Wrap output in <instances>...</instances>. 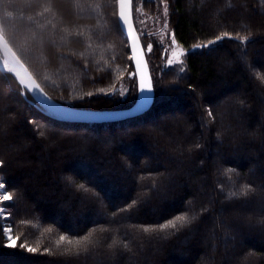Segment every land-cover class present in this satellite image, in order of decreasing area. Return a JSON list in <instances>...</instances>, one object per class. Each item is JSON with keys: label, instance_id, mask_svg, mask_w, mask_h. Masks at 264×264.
Wrapping results in <instances>:
<instances>
[{"label": "trees", "instance_id": "trees-1", "mask_svg": "<svg viewBox=\"0 0 264 264\" xmlns=\"http://www.w3.org/2000/svg\"><path fill=\"white\" fill-rule=\"evenodd\" d=\"M158 1L144 9L166 3L188 53L162 69L154 46L137 118L61 121L0 72V264H264V0ZM0 33L59 103L137 101L135 75L132 97L106 96L115 67L134 73L117 0H0Z\"/></svg>", "mask_w": 264, "mask_h": 264}, {"label": "water", "instance_id": "water-1", "mask_svg": "<svg viewBox=\"0 0 264 264\" xmlns=\"http://www.w3.org/2000/svg\"><path fill=\"white\" fill-rule=\"evenodd\" d=\"M119 26L125 35L134 74L137 81L138 96L134 106L125 110L92 111L69 107L52 99L39 86L24 63L18 58L5 38L0 33V49L7 56L10 64L4 66L0 61V72L11 75L31 98L61 121L79 124H105L122 122L137 118L148 112L154 101L152 78L145 55L136 33L132 19V0H117ZM143 84V89L141 85Z\"/></svg>", "mask_w": 264, "mask_h": 264}, {"label": "rangeland", "instance_id": "rangeland-1", "mask_svg": "<svg viewBox=\"0 0 264 264\" xmlns=\"http://www.w3.org/2000/svg\"><path fill=\"white\" fill-rule=\"evenodd\" d=\"M135 1H136L135 18L137 19V23H136L137 30L136 28L135 30L139 37L145 55V59L147 56H150V54L153 53L154 46H156L157 44L159 46L158 47L159 50L161 51L160 53L161 58L158 60L157 63H160L159 66H161L162 69H168L174 66L183 65L188 51L182 48L181 46H179L175 42L172 36V32L169 24V13H168L167 4L164 2H160L161 7L159 9L154 8V11L152 13H149L144 9V3L147 1L154 2V0H135ZM155 1H157V3L159 2L158 0ZM211 44L212 43H206L203 44L202 47L194 46L191 50H201L203 48H208ZM0 61L4 66L7 65L6 62L10 64L7 56L1 49H0ZM115 71L121 72L120 77L123 78V80L119 83L117 87H115L111 91H108L106 93V96H110V97L115 96L118 97L120 100H127L128 98L133 96V94H130V87H131L130 80L133 78L135 74L131 72H126V67H117V68L115 67ZM64 103L69 107H74L79 109L78 107H75L73 105L74 102L73 103L64 102ZM135 104L136 102L132 106H134ZM174 114L178 115L174 112L170 115H174ZM8 199H9L8 195H6V193L4 192V186L0 183V218L1 219L5 218L2 204L7 202ZM5 232H6L5 235L8 239V237L11 236V234L8 231V228L5 229ZM11 238H12L11 241L8 239V245L12 242L15 243V239L12 236Z\"/></svg>", "mask_w": 264, "mask_h": 264}, {"label": "snow or ice", "instance_id": "snow-or-ice-1", "mask_svg": "<svg viewBox=\"0 0 264 264\" xmlns=\"http://www.w3.org/2000/svg\"><path fill=\"white\" fill-rule=\"evenodd\" d=\"M225 35H227V34H225ZM223 37H217V39L219 40V39H222ZM214 41H210L209 43H213ZM203 45H196V47H202ZM141 87H142V89H143V84L141 85ZM7 198V197H6ZM181 223V224H183L184 222H186V217L185 216H183V215H181V216H178V217H176L175 218V220H173V221H170L169 222V224H167V225H163V226H161V228H164V227H175L176 226V224L177 223ZM144 231H149L148 229H144ZM8 239L11 241L12 240V238H11V236H9L8 237ZM64 238L63 237H61V240H63ZM9 246H11V247H15L16 245H15V243L14 242H12V243H10L9 244ZM20 247H26L25 245H20ZM27 250L28 251H35L36 249L35 248H27Z\"/></svg>", "mask_w": 264, "mask_h": 264}, {"label": "bare ground", "instance_id": "bare-ground-1", "mask_svg": "<svg viewBox=\"0 0 264 264\" xmlns=\"http://www.w3.org/2000/svg\"><path fill=\"white\" fill-rule=\"evenodd\" d=\"M6 64H7V65H6ZM6 64H5V65L8 66L9 63L6 62Z\"/></svg>", "mask_w": 264, "mask_h": 264}]
</instances>
